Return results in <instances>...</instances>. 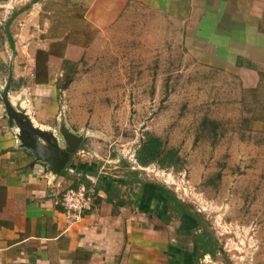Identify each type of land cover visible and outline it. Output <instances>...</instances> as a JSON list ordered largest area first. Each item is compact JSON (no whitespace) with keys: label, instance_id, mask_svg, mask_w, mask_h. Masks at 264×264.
<instances>
[{"label":"crops","instance_id":"1","mask_svg":"<svg viewBox=\"0 0 264 264\" xmlns=\"http://www.w3.org/2000/svg\"><path fill=\"white\" fill-rule=\"evenodd\" d=\"M46 1L0 0V31L13 39L4 47L20 51L0 79V264H198L193 235L199 223L174 209L164 186L151 181L100 186L93 209L71 222L60 199L65 189L86 180L77 177V166L88 163L73 161L81 143L59 171L22 143L3 98L6 87L16 111L57 135L60 147H68L61 128L75 131L74 113L60 106L59 82L64 77L68 87L75 82L72 67L77 69L88 47L71 37L79 31L65 27L77 11L60 14ZM66 1L81 10V23L100 33L135 11L156 12L173 21L181 43L204 55L207 65L235 73L245 89H264V0ZM14 2L18 11L9 10ZM14 16H19L15 39ZM249 127L263 133L264 119H251Z\"/></svg>","mask_w":264,"mask_h":264},{"label":"rangeland","instance_id":"2","mask_svg":"<svg viewBox=\"0 0 264 264\" xmlns=\"http://www.w3.org/2000/svg\"><path fill=\"white\" fill-rule=\"evenodd\" d=\"M46 2L60 14L77 11L64 26L79 31L71 37L88 47L72 67L75 82H59L60 106L74 113L72 132L81 137L73 161L99 175L136 177L174 191L200 218L193 235L198 264H264V131L249 127L251 119H264V89H245L235 73L207 65L181 43L173 21L156 12L135 11L100 33L81 23V10L66 0ZM16 3L9 10L18 11ZM18 22L14 16L10 23L14 39ZM7 41L0 31L2 81L20 54L5 48ZM149 135L180 161L140 164L137 151ZM85 178L92 188L99 182L95 174Z\"/></svg>","mask_w":264,"mask_h":264},{"label":"water","instance_id":"3","mask_svg":"<svg viewBox=\"0 0 264 264\" xmlns=\"http://www.w3.org/2000/svg\"><path fill=\"white\" fill-rule=\"evenodd\" d=\"M7 93L8 87L3 92V98L6 102L10 118L14 119L19 127V137L22 143L31 149L38 160L48 162L58 171L64 168L69 162L70 153L74 152L77 148L78 143L76 141L81 140V137L71 130H63L61 128V134L65 136L68 147L66 149L60 147L59 137L52 131L33 126L30 119L24 113H19L10 104ZM41 141L45 143L42 144Z\"/></svg>","mask_w":264,"mask_h":264},{"label":"trees","instance_id":"4","mask_svg":"<svg viewBox=\"0 0 264 264\" xmlns=\"http://www.w3.org/2000/svg\"><path fill=\"white\" fill-rule=\"evenodd\" d=\"M8 37H9V40L12 42L13 41L12 36L8 35ZM175 157H176V159H175ZM137 159H138L139 163L142 165H147L151 162H158L159 164H161L163 166H171V165L177 164L180 161L179 157L177 156V152L174 149H169V150L164 149L161 139L155 135H149L148 138L145 141H143V143L140 146V149L137 151ZM77 171L82 172L84 175V178L88 173L93 174V175L94 174L97 175L99 182H97V185L95 186L96 191L98 188H100V186L103 188H107L106 186L108 185L110 187H109V189L108 188L107 189L110 190V189H114L117 184L131 185L135 182H139L141 185H143V184L148 183L147 181H142L138 178L136 179V177L134 179H129V178H127V179H122V178L115 179L112 177H108L106 175H99V174H96L97 171H95L94 169H91L89 166H86L84 164H81V165L79 164L77 166ZM85 182H88V180H85ZM163 189L166 190V192L169 194V201L171 202V204L173 201L175 202L176 206H174V209L177 212L182 213V215L187 214V215L192 216L193 218H195V220H197V222L200 225L199 216H197L195 213H193L189 209V207L186 205L185 202L178 199L173 194V191H170L165 186L163 187ZM118 191H119V189H118ZM170 194H171V196H170ZM96 200H97V197H96ZM96 200H95V202H96ZM205 236H206V234L202 238V240H204V244H203L204 248H206V246H207V242L204 239Z\"/></svg>","mask_w":264,"mask_h":264},{"label":"built area","instance_id":"5","mask_svg":"<svg viewBox=\"0 0 264 264\" xmlns=\"http://www.w3.org/2000/svg\"><path fill=\"white\" fill-rule=\"evenodd\" d=\"M88 178L91 177L88 176ZM91 185L84 181L76 187H68L62 192L60 203L71 222L80 221L86 212L93 209L97 192Z\"/></svg>","mask_w":264,"mask_h":264}]
</instances>
